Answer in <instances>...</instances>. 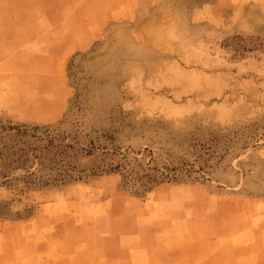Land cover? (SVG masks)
I'll use <instances>...</instances> for the list:
<instances>
[{"label":"rangeland","instance_id":"obj_1","mask_svg":"<svg viewBox=\"0 0 264 264\" xmlns=\"http://www.w3.org/2000/svg\"><path fill=\"white\" fill-rule=\"evenodd\" d=\"M176 1L72 54L54 121L0 109L1 252L262 264L264 0L221 24Z\"/></svg>","mask_w":264,"mask_h":264},{"label":"crops","instance_id":"obj_2","mask_svg":"<svg viewBox=\"0 0 264 264\" xmlns=\"http://www.w3.org/2000/svg\"><path fill=\"white\" fill-rule=\"evenodd\" d=\"M169 0H3L0 13V109L25 114L36 122H52L64 111L72 94L67 64L77 51L86 50L111 23L123 26L141 16H161ZM195 3L192 21L214 18L221 24L235 0H186ZM194 1V2H193ZM177 6L182 1L177 0ZM7 100V101H6ZM6 101V102H5ZM111 239H105V242ZM102 241V240H101ZM116 237L115 252L96 259L87 250L66 256L42 255L41 264H135L132 248ZM134 242V241H133ZM27 257L14 250L0 251V264H26ZM264 264V259H262Z\"/></svg>","mask_w":264,"mask_h":264}]
</instances>
